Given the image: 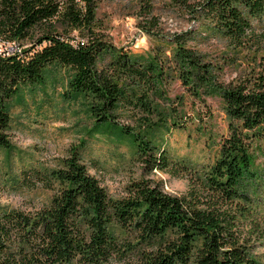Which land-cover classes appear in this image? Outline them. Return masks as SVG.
<instances>
[{
	"label": "trees",
	"instance_id": "16d2710c",
	"mask_svg": "<svg viewBox=\"0 0 264 264\" xmlns=\"http://www.w3.org/2000/svg\"><path fill=\"white\" fill-rule=\"evenodd\" d=\"M200 5L236 45L254 32L251 18L264 13V0ZM97 6V0H0V42L31 38L34 29L49 26L23 52L0 48V149L11 146L12 96L59 67L68 69L70 90L90 103L101 122L113 125L118 112H136L145 130L117 129L132 154L147 173L159 169L186 177L190 188L173 196L141 179L127 196L114 198L89 172L85 150L72 148L61 167L34 171L54 191L49 203L33 211L0 204V264H264L241 243V225L255 224L258 216L252 191L260 172L255 150L264 138V68L249 81L218 89L229 123L214 160L174 155L152 137L169 124L184 126L174 116L179 109L158 105L173 100L162 88L167 62L161 52L112 45L97 25ZM61 22L79 36L60 31ZM185 36L174 40L172 61L187 91L199 99L215 77Z\"/></svg>",
	"mask_w": 264,
	"mask_h": 264
},
{
	"label": "rangeland",
	"instance_id": "374dc122",
	"mask_svg": "<svg viewBox=\"0 0 264 264\" xmlns=\"http://www.w3.org/2000/svg\"><path fill=\"white\" fill-rule=\"evenodd\" d=\"M204 0H97V25L108 36L111 44L126 51L161 52L167 62L164 91L173 100L162 109H179L184 126L171 124L155 130L152 137L164 144L174 155H185L192 160L211 162L217 156L221 136L228 130V118L220 91L223 84L249 81L264 68V13L251 18L254 32L245 44L231 42L216 28L211 18L201 10ZM60 31L79 36L77 29L61 22ZM37 27L31 38L19 40L21 50L35 44L42 30ZM189 46L197 48L202 60L212 66L215 77L202 97L195 98L185 88L175 71L172 48L177 36L185 35ZM232 44H235L232 45ZM70 72L52 67L46 81L21 86L8 102L11 119V146L0 149V204L33 211L49 203L54 191L47 188L35 170H51L62 166L72 148L85 150L89 172L114 197L127 196L135 181L150 179L170 195L188 192L186 177L154 169L151 173L132 154L128 140L118 134V127L143 129L136 112L121 111L111 117L108 125L95 116L90 103L69 87ZM180 99L184 100L180 103ZM256 164L259 179L252 191L258 216L256 223L245 221L241 243H248L251 251L264 260V138L257 142ZM252 223L253 225H250ZM109 264H135L111 262Z\"/></svg>",
	"mask_w": 264,
	"mask_h": 264
},
{
	"label": "built area",
	"instance_id": "2783aa9c",
	"mask_svg": "<svg viewBox=\"0 0 264 264\" xmlns=\"http://www.w3.org/2000/svg\"><path fill=\"white\" fill-rule=\"evenodd\" d=\"M0 48L2 49L4 48L11 53L23 52V50H21L20 47L16 45L15 41H10V40H5L4 42H0Z\"/></svg>",
	"mask_w": 264,
	"mask_h": 264
}]
</instances>
